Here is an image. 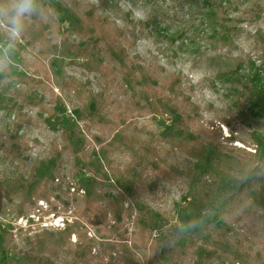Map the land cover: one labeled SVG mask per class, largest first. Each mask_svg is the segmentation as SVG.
Wrapping results in <instances>:
<instances>
[{
  "label": "rangeland",
  "instance_id": "obj_1",
  "mask_svg": "<svg viewBox=\"0 0 264 264\" xmlns=\"http://www.w3.org/2000/svg\"><path fill=\"white\" fill-rule=\"evenodd\" d=\"M19 7L0 0L4 264H264V0ZM228 171L247 194L218 216Z\"/></svg>",
  "mask_w": 264,
  "mask_h": 264
},
{
  "label": "trees",
  "instance_id": "obj_2",
  "mask_svg": "<svg viewBox=\"0 0 264 264\" xmlns=\"http://www.w3.org/2000/svg\"><path fill=\"white\" fill-rule=\"evenodd\" d=\"M262 71H264V70H262ZM249 81L253 85L252 88H249L251 95H253L259 102L264 103V77L254 76V77H251L249 79ZM260 81L262 84L259 83ZM254 97H253V99H255ZM131 141H133V140H131ZM135 143H138V145H139L140 142H139V140H136ZM168 144L171 148H175V149L181 147L180 146L181 142L176 143L173 140L169 141ZM203 151L205 152V149ZM194 157L196 158L197 161H201V160L206 159L205 160V166H207V163L209 162V160L207 159L206 153H203L200 151V152H198V154L196 153V155H194ZM210 165H211V163H210ZM210 165L208 164L207 167L209 168ZM244 176H245L244 173H242V174L240 172L234 173L231 171H228V172L220 175V178H222V179H220V186H222V188L224 190L229 189L234 185H237V190L232 192L228 196L227 202L222 203L217 208L216 211H218L217 212L218 216L221 212H223V209L227 203L229 205H231V204L236 205L238 203H241V198L247 194V191L244 189V186H245ZM4 254H5L4 252H2V254H0V255H3V256H0L1 264H4L5 259H6V255H4Z\"/></svg>",
  "mask_w": 264,
  "mask_h": 264
},
{
  "label": "clouds",
  "instance_id": "obj_3",
  "mask_svg": "<svg viewBox=\"0 0 264 264\" xmlns=\"http://www.w3.org/2000/svg\"><path fill=\"white\" fill-rule=\"evenodd\" d=\"M28 4L29 0H20V7L17 9L18 15L23 14L24 12L28 11ZM138 18H144L143 13L138 12L136 13Z\"/></svg>",
  "mask_w": 264,
  "mask_h": 264
}]
</instances>
